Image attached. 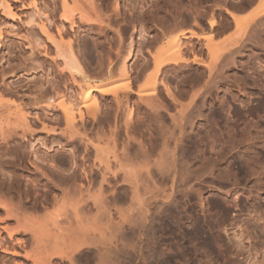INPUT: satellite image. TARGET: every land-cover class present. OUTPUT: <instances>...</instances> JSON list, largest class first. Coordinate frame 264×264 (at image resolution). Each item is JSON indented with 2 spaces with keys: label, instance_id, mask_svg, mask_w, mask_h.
Returning a JSON list of instances; mask_svg holds the SVG:
<instances>
[{
  "label": "rangeland",
  "instance_id": "rangeland-1",
  "mask_svg": "<svg viewBox=\"0 0 264 264\" xmlns=\"http://www.w3.org/2000/svg\"><path fill=\"white\" fill-rule=\"evenodd\" d=\"M211 1L219 7L215 10L218 34L212 37L211 44L216 43L222 54L212 53L211 59L209 52L216 45H210L213 47L208 51L202 47L205 41L187 38L200 49L199 63L167 65L155 91L157 96L149 95L159 101L169 99L167 85L179 104L170 109L171 113L192 107L182 136L178 132L175 135L177 140L168 139L163 144L160 136L164 133L159 135L158 127L163 125L167 130L172 125L167 115L153 119L139 108L135 110V123L140 125L134 132L136 147L127 148L122 109H117L111 95L99 97L93 92L99 97L98 118L108 123L104 122L98 134L93 129L86 132L91 139L95 136L92 141L103 147L106 158L116 156L121 165L125 149L129 154L126 170H133L123 183L121 170V178L110 184V223L104 257L107 264H264V213L252 211L244 192L252 189L249 171H264L261 153L251 146L246 149L251 142L248 137L258 136L257 147L264 151V28L261 27L262 35L255 34L250 22L259 0H35L38 10L34 0H1L0 96L13 105L3 109L5 113L1 111L7 115L0 120L14 117L12 113L22 109L32 131L24 137L20 131L14 136L9 145L16 151L11 149V156L5 153L4 145L0 147V199L20 207L26 199L25 190L39 192V187L35 189L38 181L46 179L41 173L52 176L65 172L70 162L80 159L79 153L73 151L78 142L70 144L63 134L66 126L62 107L73 98L75 114L79 109L85 111L79 106V84L83 79L71 77L65 69L57 47L42 33L40 19L57 38V29L61 30L62 52L71 41L87 79L108 89H122L123 79L117 70L131 40L135 56L126 79L135 90L153 74L152 55L174 35L200 28L199 33L208 32L205 25L214 8ZM6 2L10 11L4 8ZM63 4L74 11L75 25L63 19ZM225 8L238 14L243 24L237 26ZM80 14L90 21L80 18ZM195 17L204 26L196 28ZM233 42L239 44L228 47L231 53L225 52ZM183 52V56H191ZM171 53L168 49L163 55ZM139 72L143 73L141 77ZM207 72H211L210 78ZM49 99L53 100L52 109L46 108ZM131 99L134 102L137 96ZM12 120H6L11 127L15 123ZM150 135L158 139L156 152L146 156L140 152L150 144ZM3 155L10 156L12 163L7 165ZM52 195L61 197L57 190ZM68 205L61 211L58 205L46 210L55 218L67 213ZM57 218L69 228L64 216ZM8 219L0 204L3 240L7 235L1 226H14ZM72 232V228L65 231L58 249L69 251L79 244L71 240ZM97 238L98 235L89 247L73 253L74 264L98 263ZM20 254L0 250V264H27Z\"/></svg>",
  "mask_w": 264,
  "mask_h": 264
},
{
  "label": "bare ground",
  "instance_id": "bare-ground-1",
  "mask_svg": "<svg viewBox=\"0 0 264 264\" xmlns=\"http://www.w3.org/2000/svg\"><path fill=\"white\" fill-rule=\"evenodd\" d=\"M211 2L213 3V4L211 3L213 5L211 7L214 8L212 11L210 10L211 13L209 15V19L206 21L207 27L205 25V28H208V32L204 31L199 33V31H202L200 30L201 29L200 27H202V25L204 26V22L202 24V22L196 19L195 17L193 19V24L196 28L197 26L200 28L198 29L199 31L197 32L195 30L182 31L179 34L174 35L170 41H168L163 47H161L158 50V52L153 54L152 55V60H153L152 64L154 68L153 69L154 71L152 72L153 74L151 73L152 75L150 74L151 76L149 75L150 77L146 78V80L144 81V85L142 86L139 85V87L135 90L129 86V80L126 79L129 78L130 76L129 66L134 60V56H135V49L132 48L131 40L127 42V49L120 61V65L117 70L120 77H122L123 79L122 89L112 88V87L108 89V88H104L101 85L89 81L90 79L89 80L87 79L86 73H84L83 68L80 66L78 59L75 57V54L72 51V47H71L72 44L70 43L71 41L70 40L68 41L69 44L67 43L68 48L65 49L66 51L62 49L64 51L62 52L60 50L61 47L60 42L62 43L63 41L61 30L57 29V36H58L57 38L55 35L50 33V31L46 26V22L40 19L41 22L38 25L40 26L42 33L57 47V51L59 53L58 57H61L62 64L65 67V69L68 71L71 77L73 78L80 77L81 79H83L82 85L79 84L80 86L79 89L81 91V97H80L81 101L79 106L80 108H85V111L79 109L78 113L75 114V110H74L75 100L73 98H70V100L66 102L65 105L62 107V113L66 126L65 131L62 132L65 135L66 140L67 139L70 140L69 142L70 144L75 140L76 143L78 142L75 145L73 151L79 153L78 155H80L79 157L80 159L77 161L75 160V162L72 163L70 162V166L67 169V171L65 172L60 171L61 173L56 172L58 173L56 175L53 174L52 176H48L44 174L45 172L41 173L42 172L41 171L40 173L46 176L45 181L42 182L41 179L38 181L37 186L33 185L34 187L36 186L35 189H37V191L39 187L40 189L39 192L38 193L36 192L37 194L36 193L34 194L35 192L34 190L33 191L31 190L32 192L30 191V189L25 190L26 199L24 202L21 203L20 207H14V206L12 207V205L10 204L8 205V203H5V201L0 199V204L5 209L6 216L9 218L8 220H13L14 223V226L12 227H10L9 225L1 226V230L4 231L7 235V237L4 240L0 238V250L2 252H5L7 254L10 253L16 256L17 254H20V252L18 251L19 249L22 252V254L20 255L23 256L24 261H26L27 264H67V263L74 264L73 253L80 251L81 248L89 247L91 244L94 243L95 236L98 235L97 242L100 245V251L98 253L99 261L97 264H107L104 255L106 251L105 249L106 241L108 239L107 238V233L109 231L108 225L110 223V207H109V196H108V194L110 195L111 193L110 184L112 181H117L119 178H121L119 174L121 170H122V174H121L122 183L133 174V170H131L132 173H130V170H126L128 167L127 164L129 163L125 162V160L127 161L129 159L128 158L129 154L125 149L122 152V165L116 156H113L112 160H110V158L108 157L106 158V156L102 154L104 152L103 147L99 143L96 144L95 141H92L95 140L94 139L95 136H93L94 138L91 139L90 135L86 132V129H91V130L93 129L95 130V133L98 134L100 130L102 131L104 122L108 123L107 119L102 123L103 120H99L98 118L99 97L111 95L117 109L118 110L122 109V119H123L122 123L124 127L123 140L125 141L127 148L128 146H132V148L136 147L133 144L135 141L134 132L137 131L140 125L138 126L135 123V114H137L136 113L137 111L135 112V110L139 108H144L145 110L144 109L143 110L145 111V115L148 113V116L152 117L153 119H159V118L162 119L163 117L165 118L164 115H167L168 116L167 118H170L169 120H171L172 123L171 127H169L166 130L167 127L165 126L166 128H164V126L161 125V127L163 126L162 131H160L161 127H158L159 135H161L162 133L165 134V135L163 134L165 138L163 136H160L161 138L164 139L163 144H165L166 141H168V139H176L175 135L177 134V132H178V136L180 135L182 136L183 129L187 121H189V117H190L189 113L190 111H192V107L186 106L180 110L178 109L176 113L175 112L171 113L170 109L172 107L176 108V106L179 104L175 96L172 94V90L167 85L164 86L166 90L165 92L169 97V99L165 98L163 101H159L158 98L155 97L151 98L149 95L155 94V91H157L158 86H160V83L162 82L161 75L163 74V70L167 65L169 64L178 65L182 63L184 64L199 63L200 60L198 58V53L200 52V49L195 47V43H193L195 41L193 42L187 41L188 40L187 38H191L194 40L196 39L198 41H205L202 47L207 49L208 48L210 49L211 47L216 45V48L214 47L209 52V54H211L210 55L211 59L214 56V54H216V52L218 55L219 53L222 54V52L218 51L219 48L217 49L216 43L211 44L212 37L218 34L217 28L219 25L215 12V10L216 9L218 10L219 8L218 4L215 1H211ZM5 4L6 5L4 6V8L10 11V6L8 2H6ZM33 4L34 7L36 8L37 5L35 0ZM63 7L65 9L64 10L65 14L63 15V19L65 21H69L71 25H75L74 11L67 9L66 4H63ZM36 9L38 10V8ZM39 12L40 11H38V13ZM225 12L230 16L232 21H234L237 26H241V24H243L238 14L229 11V9L227 8H225ZM44 16L45 19L48 20L47 15ZM79 16L80 18H85L86 21H90L89 18L85 17L83 14L82 15L80 14ZM250 22H252V24L254 25V33L258 35L260 34L262 35L263 29L261 27L264 28V0H259V7L253 12ZM205 28L202 29L206 30ZM139 35L140 37H142V34ZM184 39H186V41ZM198 41L197 43H199ZM236 44L239 43L233 42L228 44L227 47L225 48V52L228 51L231 53V50L228 47H231ZM0 45H1V33H0ZM210 45L213 46L209 47ZM168 49L172 50L173 53L168 55H163L165 50ZM183 50L186 51L185 52L186 54L187 53L191 54V56L189 57L183 56L184 52L181 54ZM216 57L217 56H215L214 58ZM210 62H212V60H210ZM211 72H207V74L209 73L207 78L211 77L212 75ZM140 73L142 72H139L138 74L139 76ZM207 86L208 85H206V87ZM210 86L211 85H209V87L207 88H210ZM93 92L98 93L99 97L97 96L98 94L95 95L93 94ZM132 95L137 96V99L134 102H132L131 99ZM195 100L196 99L194 97V101ZM10 103L11 102L9 100L3 99L0 96L1 120L3 119L2 117L4 115H7L4 114L6 110L4 111L3 109H7V108L9 109V107H12L13 104L11 105ZM52 103L53 100L49 99L48 103H46V108L52 109L54 107ZM2 110L4 113L3 112L1 113ZM23 111L24 110L22 109L18 110L17 112L15 111L14 115L12 113V116L14 117L7 119L9 117L8 116L7 118H5V121L2 122L0 120V147L4 145L5 147L4 149H6L5 153L7 152L9 154V152H11V149L12 151L13 150L16 151L15 146L13 147L12 145L10 146L9 142H11L12 139L15 138L14 137L15 135L17 136L19 131L21 132L22 137H24L26 133L32 131L31 125H29L27 121L26 113H24ZM6 120L8 121V123L9 120H12V122L15 123L11 127V125L8 124ZM4 123H6L5 124L6 126H4ZM145 125L148 126L149 124H145ZM44 129L46 128L44 127ZM53 129H50V131L56 133V130ZM249 134H252V132L249 131ZM18 135H20V133ZM96 139H97V135H96ZM258 139H259L258 136L248 137V140L251 142L247 144L246 149L251 146L253 147L255 152H257L258 154L261 153V156L264 157V151L260 150L259 146L257 147V143L260 141ZM148 140L150 141V144H148V147L144 150V152L143 151L140 152L142 154H145L146 156H148L150 153H153L156 150L157 143L155 142L158 139L151 138L150 135V138ZM96 141L98 142V139ZM7 144L9 145V147H7L8 146ZM136 154L137 153H133L134 156H136ZM6 156L8 155L4 156V158H7L4 159V162L7 163L8 165L9 163L8 159H10L11 155L8 157ZM38 167L39 166L37 165V169H39ZM47 169L50 170V168ZM52 173H55V171H52ZM249 173H250L248 174L249 176L251 177L253 176L252 185L250 186V188L252 189H248L244 192L247 193V197L252 211L259 212L261 214L264 213V179H263L264 171L260 169L258 172H255L252 169L251 171H249ZM28 186L29 185H27L26 187L28 188ZM30 186L32 185L30 184ZM55 190L61 193L60 198H58L55 195H52L53 191ZM236 192L237 190H235L233 194H235ZM67 204H69L68 206L70 207L68 211L66 210L67 213L63 215H58L57 217L64 216V219L67 221L65 222L69 225V228L73 229L72 232L73 239L71 240H73L74 243H79V244L75 245V247L73 246V248H71V250L69 249V251H64L58 249L57 245L59 242L62 241L61 239L65 237L64 236L65 231L67 232L69 228L67 229L66 226H64L65 227L64 228L62 226L63 223H61V221H59L57 217L54 218L55 216L54 214L48 215L49 213H47L46 209H48L49 206L58 205L60 206L59 207L60 210V208L63 209V207ZM68 206L66 207L68 208ZM42 210L44 212L46 210V212L42 213L43 212ZM25 236H27V240L26 239L24 240ZM26 245L29 246L28 249L25 247ZM91 260L92 259H88V261Z\"/></svg>",
  "mask_w": 264,
  "mask_h": 264
}]
</instances>
